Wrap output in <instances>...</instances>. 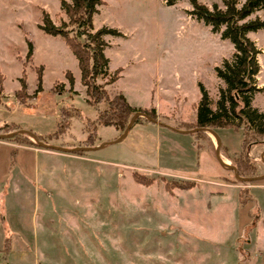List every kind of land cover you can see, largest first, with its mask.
<instances>
[{
    "label": "rangeland",
    "instance_id": "1",
    "mask_svg": "<svg viewBox=\"0 0 264 264\" xmlns=\"http://www.w3.org/2000/svg\"><path fill=\"white\" fill-rule=\"evenodd\" d=\"M59 1L0 0V128L18 124L20 139L33 144L24 149L22 141L3 138L16 132L0 134V264H264V179L240 181L218 155L223 174L212 150L239 155L241 131L217 130L220 140L207 130L195 131L203 138L180 133L182 123L193 121L197 85L211 109L224 88L213 75L233 54L220 38L223 27L212 33L195 21L186 0L173 6L101 0L93 28L117 35L103 38L107 72L95 83L136 111L152 109L154 118L144 114L150 121L137 117L135 123L133 113L124 136V130L96 126L88 146L84 127L93 128L86 121H94L95 110L86 104L76 60L59 37L38 28L42 12L55 26L66 22ZM200 3L221 7V0ZM255 18L264 20V11L244 22ZM247 38L260 51L256 85L262 92L251 106L264 114V31ZM21 77L24 102L14 97ZM60 107L77 112L66 131L35 142L27 132L55 131ZM242 153L262 176L264 140ZM186 183L192 186L176 187Z\"/></svg>",
    "mask_w": 264,
    "mask_h": 264
},
{
    "label": "trees",
    "instance_id": "2",
    "mask_svg": "<svg viewBox=\"0 0 264 264\" xmlns=\"http://www.w3.org/2000/svg\"><path fill=\"white\" fill-rule=\"evenodd\" d=\"M180 0H165L166 6H173ZM190 6L188 15L195 21L202 23L215 33L219 28L223 27L220 33L222 40H227L232 48L233 54L229 60H223L219 67L213 68V75L224 86L218 89V97L214 104V109L209 107V101L206 91L201 85H197L199 92V101L194 106V118L189 124L182 123L179 127L182 131H191L195 129H208L214 134L217 130L231 129L241 131V150L245 151L248 147L255 145L257 142L264 140V114L251 106L252 99L255 94L261 91L256 85V77L259 73V65L257 56L260 51L254 42L247 38L248 33L264 31V20L255 18L251 21L244 22L246 18L257 11H264V0H244L237 7L236 0H221V8L213 4L206 7L199 0H186ZM101 0H69V2L60 0L59 10L65 17L66 22H61L55 26L49 20L47 13L42 12L40 16L39 30L46 36L59 37L69 52L76 60L79 71L80 84L84 88L87 97L86 104L95 110L94 121L87 120V124H92V129L87 130L85 144L93 146L89 140L94 134L95 127H111L116 132H122L133 113L147 115L153 120V110L139 111L131 108L122 95L115 94L111 98L101 85L95 83L96 79L102 78L107 72L108 60L104 56L106 43L104 36H116V32L107 28H99L94 30L92 25V17L97 12V7L102 6ZM31 56V45L27 44V53L25 58L28 60ZM37 76V90L40 88V69ZM119 70L115 71L111 82L116 80ZM23 76V74L21 75ZM64 78L69 87L73 84L72 76L66 72ZM24 78L18 81L20 89L14 93L15 99L24 102L26 99L23 95ZM53 92L58 96L60 88ZM99 106H103L99 108ZM75 114H68L67 111L58 108V121L56 130L49 135L37 136L35 139L41 143L56 139L63 134L68 126V120ZM60 120L64 122L63 129L60 130ZM139 119L135 118V123ZM20 128L13 123H9L0 128V134H9L19 131ZM195 138H203L199 132L190 134ZM6 136V135H5ZM18 134L6 139V142L17 143L22 141L25 145L33 146L27 139H20ZM93 142V141H92ZM18 145V144H16ZM197 148V147H196ZM240 152L237 156H228L227 159L232 164V168L239 178L252 179L257 176L256 168L249 159ZM236 183L235 179L233 181ZM256 182V181H254ZM137 183L141 184V181ZM143 183L141 185H148ZM188 184V185H187ZM192 185L186 183L177 185L179 189L190 188ZM185 187V188H184ZM247 190V189H246ZM245 191H240L241 195H245Z\"/></svg>",
    "mask_w": 264,
    "mask_h": 264
},
{
    "label": "crops",
    "instance_id": "3",
    "mask_svg": "<svg viewBox=\"0 0 264 264\" xmlns=\"http://www.w3.org/2000/svg\"><path fill=\"white\" fill-rule=\"evenodd\" d=\"M199 2H200V0H199ZM236 3H237V7H239L243 2H241V3H239L237 0H236ZM217 7H219V5L218 4H215ZM222 6V5H221ZM207 7V6H206ZM219 8H221V7H219ZM16 92V91H15ZM4 95V94H3ZM37 96V95H36ZM36 101V100H35ZM35 101H34V103H35ZM15 105H20L18 102H16L15 103ZM196 105V103H192L191 105H190V107L192 106V111L194 112V106ZM32 109H36V106H33L32 107ZM21 110H24V109H21ZM25 110H28V109H25ZM194 118V117H193ZM14 124V123H13ZM19 128H20V126L18 125V124H16ZM20 130H22L21 128H20ZM26 131V130H25ZM27 132V131H26ZM182 132H189V131H182ZM181 132V134H184V133H182ZM27 133H30V134H33V135H37V136H40V134H34V133H32V132H30V131H28ZM190 135V134H189ZM219 139V138H218ZM220 140V139H219ZM5 144H8V143H5ZM212 144V143H211ZM9 145V144H8ZM213 146V145H212ZM22 147V146H21ZM220 148H222L223 149V147H222V143H221V141H220ZM24 149H29L28 147H25ZM213 151H215V154H216V160H217V162H218V164H219V167L221 168V170H222V173L224 174V173H226L225 171H224V169L222 168V165H221V163H222V161H220V158H221V160H226V161H228L227 160V158H226V156L228 155V154H226V152H222V151H219V152H217L216 151V148L213 146V149H212ZM218 155H219V157L220 158H218ZM228 157V156H227ZM221 162V163H220ZM229 162V161H228ZM207 177V179H210V176L208 175V176H206ZM260 179H264V174L262 175V176H260Z\"/></svg>",
    "mask_w": 264,
    "mask_h": 264
},
{
    "label": "water",
    "instance_id": "4",
    "mask_svg": "<svg viewBox=\"0 0 264 264\" xmlns=\"http://www.w3.org/2000/svg\"><path fill=\"white\" fill-rule=\"evenodd\" d=\"M137 117H141V118H144V119H147V120L150 121V119H148L144 114H140V113H136V114H134V115L132 116V119L135 120V118H137ZM131 122H132V121H131ZM131 122L128 123V124L126 125V127H125V129H124V133H123L122 136H124V134L130 129V124H131ZM204 130H207V131H209L210 133H212L213 135L216 136V134H214L212 131H210V130H208V129H200V130L195 129V130H193V131L182 132V133H184V134H191V133H193V132H195V131H204ZM22 133H24V132H23V131H20V132H16L14 135H16V134H22ZM180 133H181V132H180ZM14 135H13V136H14ZM28 135H30V136L34 139L35 142L39 143L38 140H36L31 134L28 133ZM9 137H12V136H3V138H9ZM216 137H217V136H216ZM217 138H218V137H217ZM118 140H120V138H119ZM39 144H40V143H39ZM40 146H41V147H44V145H42V144H41ZM98 148H99V147H98ZM98 148H97V149H98ZM220 163H221V162H220ZM231 172H232L233 176L236 177V178H238L240 181H248V182H250V181H256V180H259V179H260V177H256V178H252V179H243V178H239L238 175L236 174V172H235L233 169H231Z\"/></svg>",
    "mask_w": 264,
    "mask_h": 264
}]
</instances>
